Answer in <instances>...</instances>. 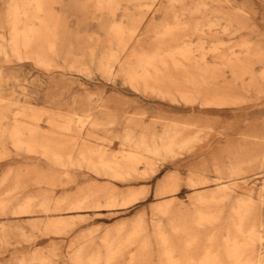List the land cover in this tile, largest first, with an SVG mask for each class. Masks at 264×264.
<instances>
[{"label": "rangeland", "instance_id": "374dc122", "mask_svg": "<svg viewBox=\"0 0 264 264\" xmlns=\"http://www.w3.org/2000/svg\"><path fill=\"white\" fill-rule=\"evenodd\" d=\"M42 2L0 0V264H264V0Z\"/></svg>", "mask_w": 264, "mask_h": 264}, {"label": "bare ground", "instance_id": "6f19581e", "mask_svg": "<svg viewBox=\"0 0 264 264\" xmlns=\"http://www.w3.org/2000/svg\"><path fill=\"white\" fill-rule=\"evenodd\" d=\"M17 2V1H16ZM41 2H42V0H41ZM18 3V2H17ZM42 4H43V2H42ZM34 6V5H33ZM27 8V7H26ZM13 9V8H12ZM28 9V8H27ZM30 9V8H29ZM28 9V10H29ZM48 9V8H47ZM25 10V9H24ZM42 10V9H41ZM47 11V10H46ZM11 12H13V11H11ZM44 12V11H43ZM42 12V14L44 15V13ZM21 13V12H20ZM47 13V12H46ZM45 16H46V14H45ZM16 18V17H15ZM40 18V17H39ZM15 21H13V23H14ZM35 26V25H34ZM43 26V25H42ZM13 27V26H12ZM37 27H39V26H37ZM26 33V32H25ZM27 35V34H26ZM29 36V35H28ZM29 38V37H28ZM46 38H47V36H46ZM49 38V37H48ZM52 38V37H51ZM54 39V38H53ZM33 40V39H32ZM39 41H41V40H39ZM46 41H48V40H46ZM21 42V41H20ZM19 42V43H20ZM28 42H30V41H28ZM34 42V41H33ZM37 42H38V40H37ZM44 42V41H43ZM36 43V42H35ZM41 43H42V41H41ZM34 44V43H33ZM44 44V43H43ZM54 45V44H53ZM18 46H19V44H18ZM41 46V45H40ZM42 47V46H41ZM21 48V47H20ZM34 48V47H33ZM51 48V47H50ZM53 48V47H52ZM0 49H3V48H0ZM3 52H4V49H3ZM51 52V51H50ZM39 53V52H38ZM27 54V53H26ZM37 54V53H36ZM48 54V53H47ZM46 54V55H47ZM29 55H31V54H29ZM45 55V56H46ZM33 56V55H32ZM35 56V55H34ZM41 56V55H40ZM40 58V57H39ZM32 60V59H31ZM43 60V59H42ZM35 61V60H34ZM45 140V139H44ZM22 141V140H21ZM46 142V141H45ZM49 144V143H48ZM48 146H46L45 144H42V145H40L39 146V148L42 150V155L44 156V157H46V158H48V159H53V160H57V161H60V162H62V161H64V159H67L66 161L68 162V159H69V153L68 152H66V153H59V152H55V153H48V152H46V148H47ZM133 153V152H132ZM135 153V152H134ZM147 154H149V152L147 153ZM129 157V156H128ZM103 166V165H102ZM213 172L215 173V174H217V177H213L214 178V181H216V182H218V181H223L222 179H223V177H221V172H220V170H219V168L218 167H216V166H213ZM234 172H232V174H233ZM213 180V179H212ZM225 180V179H224ZM35 183L37 182V179L34 181ZM24 183V182H23ZM235 184V183H234ZM230 188H228L227 186H222L221 188H219L215 193H213L212 194V197H211V202H213V203H215L217 200H222V199H224L225 197H227V196H229V195H227V191L229 190ZM205 191V190H204ZM231 192V191H230ZM208 193V192H207ZM209 193H210V191H209ZM83 194V193H82ZM207 195V194H206ZM227 195V196H226ZM209 196V195H208ZM78 197V196H77ZM232 197V196H231ZM74 198H76V196L74 197ZM73 199V198H72ZM194 199V198H193ZM230 199V198H229ZM232 199V198H231ZM236 199V198H235ZM73 201V200H72ZM93 201V200H92ZM67 202V201H66ZM65 202V203H66ZM220 203V202H219ZM68 204H70V203H68ZM94 204V203H93ZM192 204H193V202H192ZM199 204V203H198ZM65 205V204H64ZM84 205V204H83ZM194 205V204H193ZM200 205V204H199ZM206 205H208V204H206ZM211 205V204H210ZM217 205H218V203H217ZM228 205V204H227ZM82 206V205H81ZM87 206V205H86ZM94 206V205H93ZM195 206V205H194ZM203 206V205H202ZM96 207V206H95ZM209 207V206H208ZM230 207V206H229ZM86 208V207H85ZM193 208V207H192ZM205 208V207H204ZM203 208V209H204ZM231 208V207H230ZM235 208V207H234ZM238 208V207H237ZM197 209V208H196ZM206 209V208H205ZM220 209V208H219ZM233 209V208H232ZM76 210H78V209H76ZM193 210H195V209H193ZM209 210V209H208ZM202 211H204V210H202ZM206 212V211H205ZM243 212H245V211H243ZM251 212V211H250ZM250 215V214H249ZM182 218V217H181ZM196 218V217H195ZM206 219L205 220H207V221H209V222H211L212 224H215L216 222H219L220 221V218H219V213H218V211L216 210V209H212V211H211V213H210V215H207V217H205ZM223 218V217H222ZM179 220V219H178ZM239 221H241L242 219H238ZM188 221V220H187ZM245 222V221H244ZM243 222V223H244ZM247 222V221H246ZM193 223V222H192ZM242 223V224H243ZM184 224V223H183ZM220 224H222L221 222H220ZM252 224V223H251ZM259 224H260V222H259ZM207 225V224H206ZM228 225V224H227ZM190 226V225H189ZM228 226H230V224L228 225ZM233 226V225H232ZM261 226V225H260ZM227 227V226H226ZM234 227H235V225H234ZM243 227V226H242ZM182 228V227H181ZM185 228V227H184ZM192 228V227H191ZM233 228V227H232ZM243 228H245V227H243ZM187 229V228H186ZM185 229V230H186ZM202 229H203V227H202ZM235 229H236V227H235ZM237 229H240V225L237 227ZM164 230V229H163ZM194 230V229H193ZM244 230V229H243ZM254 230V229H253ZM253 230H252V233H254L253 232ZM260 230V229H259ZM168 231H169V229H168ZM190 231V230H189ZM225 231V230H224ZM245 231V230H244ZM258 232V231H257ZM146 233V232H145ZM192 233V232H191ZM191 233H188V234H191ZM181 234V233H180ZM237 234V233H236ZM258 234H260V233H258ZM168 235V234H167ZM184 235V234H183ZM193 235H194V233H193ZM192 235V236H193ZM198 235V234H197ZM218 233H215V235L214 236H211V238H210V240H211V244H212V246L211 247H208L207 249H204V251H203V254H204V262H205V264L207 263V264H221L220 263V261H219V259H218V249H217V247H216V241H217V238H218ZM225 235H226V233H225ZM142 236V235H141ZM140 236V237H141ZM190 236V235H189ZM239 236V235H238ZM260 236V235H259ZM258 236V237H259ZM201 237V236H200ZM253 237V236H252ZM206 238H208V237H206ZM233 238V237H232ZM251 238V237H250ZM118 239V238H117ZM143 239V238H142ZM182 239V238H181ZM235 239V238H234ZM253 239V238H252ZM262 239V238H261ZM261 239H259V241L261 240ZM230 240V239H229ZM228 240V237L227 238H225V240H224V249L225 250H227V251H225V253H227L228 255H230V256H235V254H239V252H238V249H234V250H232L233 252H230L229 253V251H228V247H229V241ZM258 240V239H257ZM139 241V240H138ZM250 242V241H249ZM259 243V242H258ZM205 245V244H204ZM259 245V244H258ZM228 246V247H227ZM193 247V246H192ZM252 247V246H251ZM258 247V246H257ZM173 248V247H172ZM222 248V247H221ZM254 248V247H253ZM91 249V248H90ZM201 249H202V247H201ZM200 249V250H201ZM242 249V248H241ZM253 250V249H252ZM175 251V250H174ZM190 251V250H189ZM143 252V251H142ZM159 252V251H158ZM182 252H183V250H182ZM182 252L180 253V254H182ZM187 252V251H186ZM129 254V253H128ZM136 254H137V252H136ZM145 254V253H144ZM179 255V254H178ZM244 255V254H243ZM254 255V254H253ZM258 255V254H257ZM84 256H86L85 254H84ZM118 256H120V255H118ZM117 256V257H118ZM176 256V255H175ZM259 256V255H258ZM125 257V256H124ZM186 257H188V254H187V256ZM186 257L184 258V259H186ZM257 257V256H256ZM161 258V257H160ZM181 258V257H180ZM201 258V257H200ZM254 258V257H253ZM102 259H104V258H102ZM162 259V258H161ZM161 259H159L160 261H161ZM178 259V258H177ZM242 259V258H241ZM141 260V259H140ZM180 260V259H179ZM187 260H189V258L187 259ZM192 260H194V259H192ZM197 260H199V258L197 259ZM240 260V259H239ZM116 261H118V260H116ZM125 261V260H124ZM158 261V260H157ZM180 261H182V260H180ZM238 261V260H237ZM120 262V261H119ZM138 262H140V261H138ZM183 262V261H182ZM195 262V261H194ZM197 262V261H196ZM226 262H228L227 261V259H226ZM260 262V261H259ZM146 263V262H145ZM201 263V262H200ZM137 264V263H136Z\"/></svg>", "mask_w": 264, "mask_h": 264}]
</instances>
